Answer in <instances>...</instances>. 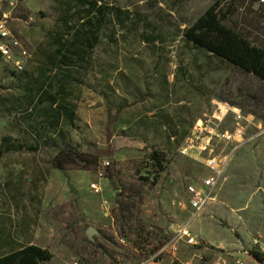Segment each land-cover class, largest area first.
<instances>
[{
	"label": "rangeland",
	"instance_id": "374dc122",
	"mask_svg": "<svg viewBox=\"0 0 264 264\" xmlns=\"http://www.w3.org/2000/svg\"><path fill=\"white\" fill-rule=\"evenodd\" d=\"M215 2L264 48L261 0H0L25 51L0 60V255L35 244L52 254L40 264H260L252 252L264 264V81L182 35ZM50 97L73 110L59 135ZM209 120L238 148L197 212L186 186L206 156L184 147ZM36 133L45 143L28 151ZM65 145L103 154L60 171L51 160ZM150 145L166 153L163 171Z\"/></svg>",
	"mask_w": 264,
	"mask_h": 264
},
{
	"label": "trees",
	"instance_id": "16d2710c",
	"mask_svg": "<svg viewBox=\"0 0 264 264\" xmlns=\"http://www.w3.org/2000/svg\"><path fill=\"white\" fill-rule=\"evenodd\" d=\"M229 14V9L223 10L215 2L197 17L191 25L187 26L182 35L193 45L206 49L207 52L238 66L245 72L252 73L255 77L264 81V48L251 44L238 31L223 24L222 20L226 19ZM1 58L2 55L0 54V60ZM50 98L47 99L50 108L48 115L52 120L53 130L59 128L64 119L66 122L72 123L73 110L70 111L69 104ZM41 103H43L42 98H36L34 101V104L37 105L36 108H39ZM121 107H117L116 110ZM107 109L109 113L112 112L110 106ZM55 132L58 135L60 134L59 130ZM35 137L37 141L35 145L26 147L28 151H35L40 146V140L45 143V139L38 133ZM148 148V157L152 160V165L157 171H163L169 160L166 153L153 145L148 146ZM102 154L100 149L95 151L80 150L77 146L65 145L58 149L51 160V165L60 171H63L67 164H73L78 168H87L98 163ZM252 255L260 264L263 263V257L259 252H252ZM51 256V252L47 249L35 244H28L7 254L0 255V264H40L49 260Z\"/></svg>",
	"mask_w": 264,
	"mask_h": 264
},
{
	"label": "built area",
	"instance_id": "2783aa9c",
	"mask_svg": "<svg viewBox=\"0 0 264 264\" xmlns=\"http://www.w3.org/2000/svg\"><path fill=\"white\" fill-rule=\"evenodd\" d=\"M261 3L264 4V0H261ZM17 49L21 54H25V51L20 47L18 40L11 36L6 19L0 18V54L2 57H7L12 55ZM18 67L20 68V66ZM234 120L235 123L238 124L243 120V117L240 113L234 111ZM206 122L205 127L202 123H198L195 126L196 137L187 140L185 142L186 147H184V150H190L193 148L197 152L203 153L206 156L203 164L205 171L201 179L198 182H190L186 186L189 205L197 212L203 210L212 197H214L213 195L220 185V181H222L225 167L228 165L234 151L238 148L234 133L229 131L220 132L216 126L210 123V120ZM260 134L261 131L256 133L255 138ZM219 144L220 146H223L221 150L216 149ZM100 166L102 168H107L108 162L103 160L100 162ZM99 174L102 175V172H99ZM91 187L97 190L95 184H91ZM179 232L189 243L194 242V238L191 237L188 228L183 227ZM246 263L245 259L241 256H220L214 258L213 261L210 262V264Z\"/></svg>",
	"mask_w": 264,
	"mask_h": 264
}]
</instances>
